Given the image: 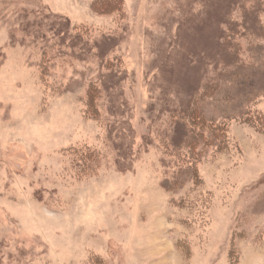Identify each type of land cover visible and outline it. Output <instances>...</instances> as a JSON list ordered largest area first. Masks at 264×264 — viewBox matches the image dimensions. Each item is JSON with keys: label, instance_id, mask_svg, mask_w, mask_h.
I'll use <instances>...</instances> for the list:
<instances>
[{"label": "rangeland", "instance_id": "374dc122", "mask_svg": "<svg viewBox=\"0 0 264 264\" xmlns=\"http://www.w3.org/2000/svg\"><path fill=\"white\" fill-rule=\"evenodd\" d=\"M97 1L0 0V264H264V94L206 154L173 144L264 0Z\"/></svg>", "mask_w": 264, "mask_h": 264}, {"label": "trees", "instance_id": "16d2710c", "mask_svg": "<svg viewBox=\"0 0 264 264\" xmlns=\"http://www.w3.org/2000/svg\"><path fill=\"white\" fill-rule=\"evenodd\" d=\"M123 2V0H98L95 7L101 12L120 10L124 5ZM245 13L246 23L243 28L232 23L231 33L225 34L222 38L224 65L219 78L210 82L205 90L197 95L189 109H185L182 114L178 113L183 117L180 123L181 134L173 142L176 152H180L178 154H184L185 151L191 152V155L194 152L201 153L205 151L200 149L202 145L205 148L212 146L219 136L218 133L224 131V125L220 124L223 121L257 116L255 106L258 98L264 94V21L260 9L248 10ZM60 22L63 23L62 27L67 24L66 27L72 28L71 21ZM61 31V37L64 40L68 39L71 32L65 29ZM80 35L76 39L80 38ZM244 38L250 39L247 46L243 42ZM247 52L249 57L246 55ZM89 92L90 103L92 107L94 106L97 116H100L103 109L99 103L102 89L94 83ZM196 123L203 130L198 132ZM209 123L214 140L206 132ZM100 154V151L93 150L89 155H93L94 158ZM202 154H206V151ZM102 158L101 156L98 158L100 160L96 167H100ZM198 180H200V171L195 164H191L171 180L169 187L181 191L187 184Z\"/></svg>", "mask_w": 264, "mask_h": 264}]
</instances>
